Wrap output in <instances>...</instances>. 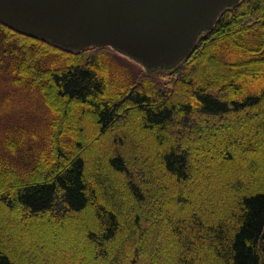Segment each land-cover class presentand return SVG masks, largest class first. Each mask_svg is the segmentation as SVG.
<instances>
[{"label":"trees","instance_id":"1","mask_svg":"<svg viewBox=\"0 0 264 264\" xmlns=\"http://www.w3.org/2000/svg\"><path fill=\"white\" fill-rule=\"evenodd\" d=\"M0 32V64L17 55L51 112L25 173L0 157V264H264V0L129 82L109 46Z\"/></svg>","mask_w":264,"mask_h":264},{"label":"water","instance_id":"2","mask_svg":"<svg viewBox=\"0 0 264 264\" xmlns=\"http://www.w3.org/2000/svg\"><path fill=\"white\" fill-rule=\"evenodd\" d=\"M242 0H0V22L64 49L109 45L148 69L183 60Z\"/></svg>","mask_w":264,"mask_h":264},{"label":"rangeland","instance_id":"3","mask_svg":"<svg viewBox=\"0 0 264 264\" xmlns=\"http://www.w3.org/2000/svg\"><path fill=\"white\" fill-rule=\"evenodd\" d=\"M93 45H86L83 48H96ZM107 50H109L111 72L120 78V81L137 80L140 72L146 70L141 62L118 53L113 47L109 46ZM17 64L18 56L11 53L5 55L0 64V157L13 165L19 172L25 173L32 166L39 152L48 145L51 112L45 104L38 86L33 85L28 78L20 82L17 81L18 74L15 71ZM246 119L250 120V117ZM234 120L230 118L227 123ZM217 122H208L206 126H209L213 131H220L225 125ZM189 144H197V142L193 141ZM252 155L253 153H249L247 157L250 158ZM176 208V211L182 210L181 207ZM1 215V226L5 222L9 227L7 228L8 231H10L9 220L3 221L4 215ZM10 221L14 222L12 219ZM154 222H157V219ZM19 225L20 223L17 221L15 225L11 226L13 230H16ZM41 225L36 226L40 231L45 230L46 232L50 227L47 224ZM33 248H35L34 244Z\"/></svg>","mask_w":264,"mask_h":264}]
</instances>
